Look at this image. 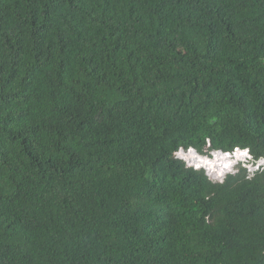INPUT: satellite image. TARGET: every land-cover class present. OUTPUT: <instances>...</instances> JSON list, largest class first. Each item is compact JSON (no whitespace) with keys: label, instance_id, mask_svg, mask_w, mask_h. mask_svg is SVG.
I'll use <instances>...</instances> for the list:
<instances>
[{"label":"trees","instance_id":"obj_1","mask_svg":"<svg viewBox=\"0 0 264 264\" xmlns=\"http://www.w3.org/2000/svg\"><path fill=\"white\" fill-rule=\"evenodd\" d=\"M190 148L264 159V0H0V264H264Z\"/></svg>","mask_w":264,"mask_h":264},{"label":"bare ground","instance_id":"obj_2","mask_svg":"<svg viewBox=\"0 0 264 264\" xmlns=\"http://www.w3.org/2000/svg\"><path fill=\"white\" fill-rule=\"evenodd\" d=\"M242 152H237L235 157L225 158L221 155H216L213 159H208L207 157L197 156L195 153H184L181 154L183 158H185L186 162L195 166H203L207 167L209 172H213L214 174L222 175L226 170L232 168V166L236 165V161H240L241 159H245V153L239 155ZM231 160V161H230ZM231 162L233 164H231ZM231 164V166H230ZM229 167V168H228Z\"/></svg>","mask_w":264,"mask_h":264},{"label":"rangeland","instance_id":"obj_3","mask_svg":"<svg viewBox=\"0 0 264 264\" xmlns=\"http://www.w3.org/2000/svg\"><path fill=\"white\" fill-rule=\"evenodd\" d=\"M188 152H191V151H188ZM188 152H181L180 154H184V153H188ZM191 153H195V152H191ZM244 152H242V153H240L239 155H242ZM217 154H215V156H216ZM215 156L213 157V158H215ZM222 156V155H221ZM180 158H182L183 156L182 155H180L179 156ZM224 157V156H223ZM232 157H235V156H232ZM212 158V159H213ZM245 158H246V156H245ZM185 159V158H184ZM231 159V158H230ZM244 159H241L240 161H243ZM186 161V160H185ZM231 161V160H230ZM239 161H236L235 162V164L236 165H234V166H232V168L231 169H229L228 171L226 170L222 175H218V174H214L213 172H209L208 171V168L207 167H203V166H195V165H193L192 167L194 168V169H203L205 172H206V175L208 176V177H210L212 180H214V181H223L224 179H225V177L229 174V173H231V172H234V170L238 167V165H237V163H238ZM234 163V162H233ZM232 162H231V164H233ZM231 164H230V166H231ZM187 165H189V166H191L192 164H189V163H187ZM245 167H247V168H249L250 170H252L253 168L254 169H257V167H260V166H264V165H256V166H253V165H244ZM197 167H202V168H197ZM207 170H206V169ZM229 168V167H228ZM208 171V172H207ZM210 175V176H209Z\"/></svg>","mask_w":264,"mask_h":264},{"label":"clouds","instance_id":"obj_4","mask_svg":"<svg viewBox=\"0 0 264 264\" xmlns=\"http://www.w3.org/2000/svg\"><path fill=\"white\" fill-rule=\"evenodd\" d=\"M187 151V150H186ZM216 152V151H215ZM215 152H212V153H210V155H206V156H202V157H209V158H211L212 159V155L211 154H213V153H215ZM237 152H244L245 153V156H246V158L243 160V161H239L238 163H237V165H240V164H244V165H248L249 164V162L250 161H252L253 160V156H252V154H250V152H249V150H242V149H240V148H237L236 149V151L234 152L235 153V155H236V153ZM231 154H233V153H231ZM177 155V157L178 158H180L179 156L181 155L179 152L176 154ZM200 155V154H199ZM180 159H182V160H184L185 161V159L182 157V158H180ZM263 160V159H262ZM186 162V161H185ZM261 162V160L258 162V164L257 165H264V164H261L260 163ZM186 165H187V162H186ZM249 165H253V164H249ZM187 166H189V165H187ZM193 165H191L190 167H192ZM206 169V168H205ZM207 170V169H206ZM208 172V171H207ZM210 176V175H209Z\"/></svg>","mask_w":264,"mask_h":264},{"label":"water","instance_id":"obj_5","mask_svg":"<svg viewBox=\"0 0 264 264\" xmlns=\"http://www.w3.org/2000/svg\"><path fill=\"white\" fill-rule=\"evenodd\" d=\"M188 152V151H191V152H195V154L197 155V156H201V155H199L196 151H195V149H193V148H190V149H188L187 151L185 150V149H181L180 151H179V153H181V152ZM215 154H217V155H222V156H224L225 158H230V157H232V156H235V153H233V154H231V153H224L223 151H216L215 153H213V154H211L212 155V158L215 156ZM208 159H211V158H209V157H207ZM261 164H264V159L263 160H261V162H260ZM197 168H202V167H197Z\"/></svg>","mask_w":264,"mask_h":264}]
</instances>
